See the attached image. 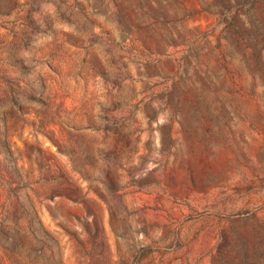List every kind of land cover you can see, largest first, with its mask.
I'll list each match as a JSON object with an SVG mask.
<instances>
[{
  "label": "rangeland",
  "instance_id": "rangeland-1",
  "mask_svg": "<svg viewBox=\"0 0 264 264\" xmlns=\"http://www.w3.org/2000/svg\"><path fill=\"white\" fill-rule=\"evenodd\" d=\"M0 264H264V0H0Z\"/></svg>",
  "mask_w": 264,
  "mask_h": 264
}]
</instances>
